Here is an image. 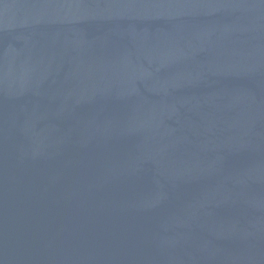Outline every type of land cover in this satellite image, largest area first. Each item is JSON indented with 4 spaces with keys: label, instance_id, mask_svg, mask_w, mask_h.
I'll use <instances>...</instances> for the list:
<instances>
[{
    "label": "water",
    "instance_id": "95a60500",
    "mask_svg": "<svg viewBox=\"0 0 264 264\" xmlns=\"http://www.w3.org/2000/svg\"><path fill=\"white\" fill-rule=\"evenodd\" d=\"M0 264H264V0H0Z\"/></svg>",
    "mask_w": 264,
    "mask_h": 264
}]
</instances>
